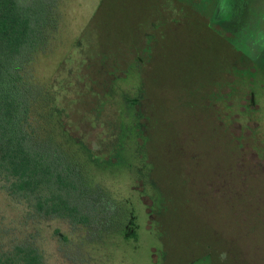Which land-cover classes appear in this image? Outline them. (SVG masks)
<instances>
[{"label": "rangeland", "instance_id": "obj_1", "mask_svg": "<svg viewBox=\"0 0 264 264\" xmlns=\"http://www.w3.org/2000/svg\"><path fill=\"white\" fill-rule=\"evenodd\" d=\"M50 2L38 75L94 137L74 159L122 214L35 217L0 189V251L28 239L44 264H264V0Z\"/></svg>", "mask_w": 264, "mask_h": 264}, {"label": "trees", "instance_id": "obj_2", "mask_svg": "<svg viewBox=\"0 0 264 264\" xmlns=\"http://www.w3.org/2000/svg\"><path fill=\"white\" fill-rule=\"evenodd\" d=\"M51 6L50 0H0V189L35 217L87 223L109 207L97 226L103 228L121 207L100 198L74 159L85 155L82 149L97 150L94 137L85 142L81 127L66 125L57 81L38 75L55 30ZM0 264H44V256L25 239L0 251Z\"/></svg>", "mask_w": 264, "mask_h": 264}]
</instances>
